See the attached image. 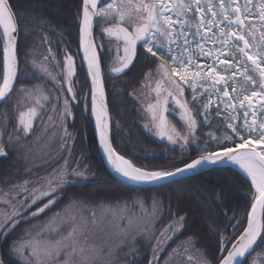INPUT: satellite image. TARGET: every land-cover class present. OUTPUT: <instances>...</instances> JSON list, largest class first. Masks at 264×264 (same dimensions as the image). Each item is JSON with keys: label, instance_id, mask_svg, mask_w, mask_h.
I'll use <instances>...</instances> for the list:
<instances>
[{"label": "snow or ice", "instance_id": "1", "mask_svg": "<svg viewBox=\"0 0 264 264\" xmlns=\"http://www.w3.org/2000/svg\"><path fill=\"white\" fill-rule=\"evenodd\" d=\"M21 19L11 0H0V108L7 106L0 113V156L7 155L5 144L34 135L37 123L43 128L45 116L51 121L49 113L56 114L71 138L66 121L74 119L72 107L81 102L74 88L73 56L66 52L62 63L50 66L56 60L50 46L34 66L51 82L55 99L46 87H18ZM98 24L101 37L116 42L110 73L126 74L141 61L147 67L141 82L149 90L144 94L145 129L182 149L192 143L198 148L204 145L183 167L148 169L113 146L100 55L104 44L97 42L94 32ZM79 50L91 78L85 107L90 100L99 145L112 169L131 184L142 185L159 184L206 164L237 167L248 181V200L242 217L233 213L231 231L220 234L216 264H264V0H82ZM13 107L18 113L14 118L8 114ZM213 123L217 130L203 131ZM76 179L88 177L65 160L47 176L0 190V238L4 242L11 238L8 253L20 264H120L118 253L138 254L137 241L144 238L152 242L149 264H161L159 254L182 230L185 218L158 227L162 205L156 200L147 209L139 199L118 202L99 215L91 206L85 215L84 205L70 201L61 212L33 224L63 199L64 189ZM22 223L32 227L14 235ZM94 231L108 233L112 246L90 244L88 237ZM194 247L189 237L169 256L181 249L187 254ZM186 259L191 264L194 256ZM0 264H5L2 256ZM196 264L211 262L201 254Z\"/></svg>", "mask_w": 264, "mask_h": 264}, {"label": "trees", "instance_id": "2", "mask_svg": "<svg viewBox=\"0 0 264 264\" xmlns=\"http://www.w3.org/2000/svg\"><path fill=\"white\" fill-rule=\"evenodd\" d=\"M11 2L18 14L23 17L19 22L18 87L32 85L38 81L39 71L33 67L30 59H43L49 46L59 62H63L67 52L77 63L74 88L81 102L72 107L74 119L70 118L68 122L71 138L60 141V136L54 137L47 152L51 151L53 154L54 165H59L68 157V164L71 167H79L88 179H76L74 184L69 183L62 193L63 199H60L48 214L64 205L70 196L110 200L116 196L128 197L129 191H146L162 201L163 224L171 223L180 216L185 218L182 231L169 243L166 253L191 237L197 248L216 264L220 234L231 231L228 225L233 213L243 216L248 200L246 177L232 167H223L160 187L132 189L120 184L111 176L102 158L90 113V100L87 101L88 108L85 107L90 86L79 54V13L82 0H11ZM42 37H47V40L42 41ZM136 64L131 74L127 75L129 78L126 83L120 87L124 91L123 94L113 95L105 74L114 147L136 165L148 169L182 167L186 161L190 162L198 156L197 143L182 149L179 145H172L167 140L156 138L145 129L144 124L148 122V118L143 105L147 103V99L139 100L138 89L140 80L143 81V75L140 77L136 74V67L146 66L142 61ZM49 85L53 89L50 82ZM14 113L13 108L8 114L14 118ZM14 123L13 119L12 124ZM8 131H12L11 124ZM121 141L124 146L134 151L131 154L125 152ZM9 158L3 157L0 163ZM10 242L11 238L8 242L0 238V256L3 257L5 264H20L17 256L8 253ZM137 253L130 258L129 264H149L152 252L143 247Z\"/></svg>", "mask_w": 264, "mask_h": 264}, {"label": "rangeland", "instance_id": "3", "mask_svg": "<svg viewBox=\"0 0 264 264\" xmlns=\"http://www.w3.org/2000/svg\"><path fill=\"white\" fill-rule=\"evenodd\" d=\"M95 34H96L97 42L100 43L102 41L103 44H105V38H102L100 35V25L99 24L95 28ZM104 48H105V45L100 51L101 55L104 51ZM108 49H109V52H108L107 58L105 56V58H106L105 59V65L107 68L105 71L106 72L105 74L107 75L106 76L107 81L109 82V84L111 86L110 90L113 91L112 93L115 96V94H123L124 91H122V89L120 87H122V85H124L126 83V81L129 77L127 75L122 77V78H119V79L117 77H115L116 79L114 77H112L113 73L109 72V67L113 64L115 57H116V52H117L116 45L111 44V45H109ZM104 53H106V52H104ZM121 54H122V50H121ZM41 61H43V59H38V60L30 59V62L33 65V67H35L37 69H38V66H34V62H37V65H38V63ZM57 62H59L58 59H56L55 61H51L50 66H54ZM74 62H75L76 73H77V63H76L75 59H74ZM136 66H137V64H136ZM52 70L54 72H56L57 74L60 73V71H61V69L58 67H53ZM130 74H131V72H130ZM39 75H40L39 79L36 83H34L32 85H21V86L24 88H27V89H32L36 86L46 87L47 89L53 91V96L55 99V91L49 85L50 81L46 77H44L40 72H39ZM21 86H19V87H21ZM58 107L60 109L63 108L62 100H61L60 104L58 105ZM6 108H7V106H5L4 108H0V110H1L0 113L4 112L6 110ZM14 110H15V108H14ZM14 114H15V117L18 115L16 110H15ZM52 116H53V119L51 121H49L47 119V117L44 118L45 123H44L43 128L41 127V125L39 123H37L35 125L36 133L34 135H31L29 137H25V138L21 139L19 143L13 142V144H11V145L5 144L6 151L9 154L8 157H10V158L7 161H3L0 163V190H7L9 187H11V185L13 183H19L24 179H31V180L35 181L38 177L47 176L54 169H58V168H61L64 166V162H65V160H68V157H66L62 163H59V165L58 164L54 165V164H52L53 154L51 153V151L47 152V148L49 147L50 144L52 145V143L54 141V137L57 138L58 136H60V141H62L64 138H68V136H66L64 134L63 128L60 126V121L57 118L56 114L53 113ZM69 119L66 121V125H67V129H68V133L71 136V133L69 130L70 128L68 127L69 126V124H68ZM111 121H112V118H111ZM217 127H218L217 124L213 123L211 129H204L203 131L206 132L209 130H217ZM221 131H222V128H221ZM217 134H220V131H217ZM155 137L158 138L157 136H155ZM41 138H44V140H41ZM111 138H112V125H111ZM121 146H122L123 150L129 154H131L134 151L132 148L124 146L123 142H122ZM203 147H204V145L201 144L200 148H198V150L196 152L199 154L200 149H202ZM3 167L5 168L4 170L2 169ZM72 168H75V167H72ZM74 183L75 182H72L70 184H74ZM128 194H129L128 197L120 196L117 198V196H116L115 199H110V200H103V199L96 200L94 198H89V197H80V196L72 197V196H70L68 201L64 205L60 206L54 212L48 214V212L55 207V206H53L50 210H47L44 214H41L42 220H35V221H33V224L39 225L42 221H46L49 217H52L55 213L61 212L70 201H75L78 204L84 205L85 207L82 209V211L84 212L85 215L89 214L88 206L95 208L97 214L99 215L101 213V211L103 210V208H105V207H108V206L115 207V206H117L118 202H120V203H123V202L131 203L132 201H135L137 199L145 202L146 209L150 207L151 202L153 200L158 201L162 205V201L156 195H152L150 193L148 194L146 191H142V192L129 191ZM0 210H2V209H0ZM163 211L164 210H163V205H162L161 217L158 218V227H162V226L166 225V224H163L161 222ZM30 227H32V225L22 223L20 228L17 229V231H16V233H14V235H21L25 229H28ZM182 228H183V226H182ZM181 231L182 230H180L179 232H181ZM172 240L167 242L166 250H167L168 246L170 245L169 243L172 242ZM88 242L90 244H95L101 248H108V247L112 246V241L109 240L108 233L102 232V231L92 232L88 237ZM151 243L152 242L148 239H144V238L139 239L137 241L136 252H138L143 247L146 250L152 252ZM166 250L159 254L161 257V264H163V261L165 259L169 260V264H189V262L186 259V255L194 256V260L191 262V264H196V262L200 259L201 254H203V256H205L207 258V256L200 249H198L196 245L194 248H190L188 250L187 254L183 251V249H181L178 254H173L171 257L169 256V253H171L172 250L170 252L168 251L167 253H166ZM132 256L133 255L128 254L127 251H120L118 253V259H119L120 264H129L130 258ZM151 260H152V257H151ZM211 264H213V263L211 262Z\"/></svg>", "mask_w": 264, "mask_h": 264}, {"label": "water", "instance_id": "4", "mask_svg": "<svg viewBox=\"0 0 264 264\" xmlns=\"http://www.w3.org/2000/svg\"><path fill=\"white\" fill-rule=\"evenodd\" d=\"M94 32H95V29H94ZM19 36V34H18ZM19 40V39H18ZM79 54H80V60H81V63H82V66L84 68V72L86 74V77L88 79V82H89V86L91 88V78L87 75V66L86 64L84 63L83 59H82V51L79 50ZM131 68V67H130ZM128 71V70H127ZM116 76H119V75H122V74H115ZM105 94H106V104H107V109H108V114H109V118H110V121H111V113H110V109H109V105H108V98H107V92H106V88H105ZM93 123H94V127H95V130H96V125H95V119L93 117ZM111 125H112V121H111ZM110 131H111V126H110ZM96 136H97V141H98V144H99V135H98V132L96 130ZM112 140V138H111ZM113 143V141H112ZM114 146V145H113ZM99 148H100V152H101V155H102V158L104 160V163L106 165V168L108 169L109 173L111 174V176L116 179L120 184L126 186V187H129V188H132V189H140V188H151V187H160V186H164V185H168V184H172V183H175L177 181H180V180H183V179H187V178H190V177H193V176H196V175H199L201 173H204V172H207L211 169H215V168H223V167H232L234 168L232 165H203L202 167L198 168L196 171L194 172H183L181 174H177L176 176L172 177L171 179L169 180H165V181H162L160 182L159 184H142V185H133L131 184L130 182H128L127 180H124L120 177L119 174H117L113 169L112 167L109 165L108 161H107V157L105 156L104 154V151L103 149L100 147L99 145ZM7 152V151H6ZM9 154L7 153L6 156H0V160L3 158V157H8ZM183 167V166H182ZM235 169V168H234Z\"/></svg>", "mask_w": 264, "mask_h": 264}, {"label": "flooded vegetation", "instance_id": "5", "mask_svg": "<svg viewBox=\"0 0 264 264\" xmlns=\"http://www.w3.org/2000/svg\"><path fill=\"white\" fill-rule=\"evenodd\" d=\"M97 34V33H96ZM105 38V48H104V51H103V53H102V55H101V61H102V67H104V71H106V65H105V59L107 58V55H108V52H109V49H108V47H109V45H116V42L115 41H109V39L107 38V37H104ZM104 52H106V53H104ZM104 55V56H103ZM105 56H106V58H105ZM135 64L136 63H134V65L126 72V74H122V75H119V76H116L115 74H112V77H117L118 79L119 78H122V77H124V76H126V75H128L130 72H132L133 71V68H134V66H135ZM136 71H137V75L139 76L140 75V77L143 75V73L145 72V71H147V67H136ZM106 73V72H105ZM141 82H142V80H140ZM140 86H139V89H138V97H140V99L139 100H142L143 98H145V93H148V89L147 88H143L142 86H141V83L139 84ZM151 97L149 96L148 97V99H150ZM170 119H172L173 120V123H176L177 124V126L179 127L180 125H179V121L175 118V117H170Z\"/></svg>", "mask_w": 264, "mask_h": 264}, {"label": "bare ground", "instance_id": "6", "mask_svg": "<svg viewBox=\"0 0 264 264\" xmlns=\"http://www.w3.org/2000/svg\"><path fill=\"white\" fill-rule=\"evenodd\" d=\"M233 166V165H232ZM237 171H239L243 176H244V174L237 168V167H235V166H233ZM245 177V176H244Z\"/></svg>", "mask_w": 264, "mask_h": 264}]
</instances>
